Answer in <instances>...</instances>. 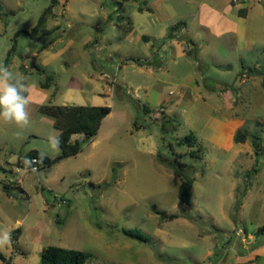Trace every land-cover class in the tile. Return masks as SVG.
Returning <instances> with one entry per match:
<instances>
[{
	"label": "rangeland",
	"instance_id": "rangeland-1",
	"mask_svg": "<svg viewBox=\"0 0 264 264\" xmlns=\"http://www.w3.org/2000/svg\"><path fill=\"white\" fill-rule=\"evenodd\" d=\"M57 1L53 10L59 27L50 36L39 31L32 39L23 31L24 21L37 22L52 0H0V64L29 85L39 86L47 82L46 76L54 75L59 88L56 104H80L77 98L65 100L68 88L82 84L92 93L82 75L114 73L119 56L111 49L98 54L80 47L86 25L63 11L66 2L77 13L89 2ZM151 1L156 0H131L125 7L130 11ZM168 1L189 28L182 40L189 45L182 58L183 82L154 87L134 78L140 85H149V91L113 85L112 93L103 97L112 112L100 134L84 144L78 155L38 173L30 172L25 163L30 151L51 159L62 152L49 143L48 138L59 130L41 114L44 101L31 96L27 128L0 121V201L12 215L6 222L8 229L0 227V239L4 233L9 237L0 244V252L14 264H41L40 254L34 253L37 246L89 253L87 264H219L221 260L220 264H235L234 255L247 253L244 238L249 251L257 250L255 264H264V258H258L264 253V232L259 233L264 227V87L263 76L250 72L264 70V0H239L250 11L243 39L207 34L217 30L219 19L215 12L205 17L202 0ZM220 1L209 0V4L219 11ZM101 4L118 22L113 1ZM17 23L23 25L11 33ZM116 35L125 36L121 31ZM58 38L54 48L61 54L59 61L44 67L29 56ZM161 45L159 41L157 47ZM36 65L46 74L41 75ZM214 120L225 123L217 125L216 131L211 126ZM238 131L244 143L235 142ZM191 134L195 136L192 146L185 143ZM179 174L194 179L191 206L179 198ZM7 180L22 186L25 193L13 189L12 198L2 201ZM154 206L179 218L159 228ZM18 229L19 243L10 237ZM128 230H137L148 241L127 236ZM239 230L242 235H237Z\"/></svg>",
	"mask_w": 264,
	"mask_h": 264
},
{
	"label": "crops",
	"instance_id": "crops-1",
	"mask_svg": "<svg viewBox=\"0 0 264 264\" xmlns=\"http://www.w3.org/2000/svg\"><path fill=\"white\" fill-rule=\"evenodd\" d=\"M101 1L102 0H86V2H89L90 4L86 6L85 10H83L84 12L80 11V13H77L75 9L70 8V3L66 2L67 8L64 9L63 14H70L71 20L84 21L87 34H85L84 40L80 45L81 48L84 50L87 49L90 52L92 51L93 53L111 49L112 53L119 56V63L115 68V72L110 74L102 70L99 73L96 72L97 74L95 72H88L87 75H82L85 85L92 86L94 89L93 92H87L82 84L79 87L71 86L67 90L65 100L72 102L75 98H77V101H80L81 103H68L61 105L56 104L59 94L58 82L54 75H51L54 78V83H52L50 87L44 88L42 86L43 82H40L39 86H34L32 88L31 96L35 94L39 100L44 101L41 102L39 106L40 108L47 104L56 106H107L109 104L106 103V99L103 97L109 92L112 93L113 85V88L116 87L120 90L122 85H127L136 86L137 89L149 91L150 86L159 87L163 85L178 84L184 81L185 68L182 64V58H184L185 54L189 51V45L184 43L182 40L185 34H188L189 28L187 27L185 18L179 14L178 11L173 9L171 3H169L170 1L156 0L145 2L144 7L138 5L135 9L127 11L125 5L131 0H112L115 6V11L118 13V22H115L114 17L109 15L108 9L101 4ZM136 1L137 0H134V2ZM217 1L218 0H214V3L218 4L220 0L218 2ZM220 2L222 4V9L219 11L212 8L211 4H209V0H202L200 4L201 10L205 8V17H208L210 12H215L217 18L219 19V25L216 27L217 30L212 32L207 31V34L210 36L216 34L219 38H224L227 34L236 38L239 37L240 39L245 38L247 35V29H245L244 25L250 18L249 9L246 8L244 2H240L239 0H237V3H235L234 0H221ZM187 4H189L188 0ZM235 9H237V12H235ZM240 11H242V13H240ZM52 12L53 14L51 18L45 25V30L47 32L42 36H50L51 32L59 27L58 24L54 22L57 15L54 13V10ZM82 17H84V19ZM38 21L30 23L25 20L24 24H26V26L23 31L26 34L32 32ZM47 24H50L51 28H49ZM223 24H232L233 28H227V26L225 27ZM20 26H18L17 23L11 33H14V31ZM69 26L73 29L71 22L69 23ZM118 31L125 34L122 39L117 37L116 32ZM111 35H113V40H110ZM32 39H37V36L32 37ZM58 41L59 38L50 41V46L44 44L29 56L36 57L39 61H41V64L44 67H47L55 61H59L61 54L58 51H55L54 48L56 47ZM159 41L162 42V45L157 47V43ZM14 49L15 46L13 45L12 50ZM87 54L86 59H91L90 54L89 56ZM162 56L167 58L161 59ZM29 58L30 57H28L27 60ZM35 68L41 75L46 74V71L40 66L36 65ZM104 75L107 77H104ZM135 77L142 79V81L147 82V84L149 83L150 86L138 84L134 81ZM55 88H57V93L54 95ZM85 100L88 101L87 103L89 104H84ZM45 101H48V103L45 104ZM160 103L161 101L159 104ZM105 119L102 122L98 134H100L102 130ZM223 123L225 122L214 120L213 123H211L212 129L216 130V127L218 129L220 125H223ZM52 124L54 126L53 119ZM82 139L83 137L81 135H76L72 138V143L76 140ZM19 160L20 159H18V161ZM13 189H19L22 193H25L22 186H17L11 180H7V182L3 183V190L6 193V196H1L2 201L7 200L8 197L9 199L12 198L13 194L11 192ZM11 220L12 215L4 209V206L0 201V227H6L8 229L9 226H6V222H10ZM16 223L22 224L23 222L21 220H17ZM14 231L17 230L10 232L11 239ZM20 234L21 232L19 230V233L16 234L17 243H19ZM242 234V230L237 232V235ZM245 234H247V232H245ZM247 236L248 239L252 238V235L250 234ZM242 243L246 244L245 251L247 253L234 255L236 260L235 264H238L240 261H244L246 264H255L254 261L257 257H255V259H253V257L257 253V250H248V241L246 238L242 240ZM18 247L19 244H17L15 248ZM43 249L44 248L37 246L34 253H39L41 255ZM0 255L2 264H14V260H12V258H7L2 252H0ZM259 257L264 258V253H261L258 258ZM211 264H214V262L211 261Z\"/></svg>",
	"mask_w": 264,
	"mask_h": 264
},
{
	"label": "trees",
	"instance_id": "trees-1",
	"mask_svg": "<svg viewBox=\"0 0 264 264\" xmlns=\"http://www.w3.org/2000/svg\"><path fill=\"white\" fill-rule=\"evenodd\" d=\"M58 1L52 0V4L47 8L42 16L40 17L36 27L32 32L27 33L31 37H36L38 32L41 31V34H45V25L47 21L51 18L53 14V5ZM242 13V11H240ZM251 73H260L263 76V87H264V70L250 69ZM46 83H42L44 88L50 87L54 83V78L52 76H46ZM57 93V88H55V93ZM146 112H149L148 109H145ZM41 114L50 117L53 119L54 127L59 130V147L61 148V154L51 159L40 151L32 150L30 151L25 160H28L31 157H38L40 160V170L46 168L47 166H53L67 158L74 157L78 155L84 144L91 142L99 133L103 120L112 112V108L109 106H56L52 104L44 105L40 108ZM76 135H81L82 140H76L72 143V138ZM244 135L238 131L235 136L236 143H244ZM195 141L194 135H189L185 139V143L192 146ZM255 145L258 147L257 143ZM195 156V153H192ZM181 184L179 187V198L182 204L187 206L192 205V188L194 185V179L183 178L179 174ZM6 188V187H5ZM7 189V188H6ZM154 213L159 216V228H162V224L166 221H173L179 218L177 215H168L165 212L156 210L154 206ZM264 232V227L259 230ZM19 233V230L12 233V240L15 241L16 234ZM127 236L132 238L139 239L141 241L147 242L148 238L138 233L137 230H128L125 231ZM1 256V255H0ZM91 259V255L86 252L72 250L67 248H61L56 246H48L43 249L40 255L41 264H87Z\"/></svg>",
	"mask_w": 264,
	"mask_h": 264
},
{
	"label": "clouds",
	"instance_id": "clouds-1",
	"mask_svg": "<svg viewBox=\"0 0 264 264\" xmlns=\"http://www.w3.org/2000/svg\"><path fill=\"white\" fill-rule=\"evenodd\" d=\"M33 87L34 85L26 84L8 66L0 64V121L18 128H27L30 125L31 117L28 109ZM48 139L51 147L58 149L59 137L50 136ZM25 163L31 162L25 161ZM8 239V234L4 233L0 244L6 243Z\"/></svg>",
	"mask_w": 264,
	"mask_h": 264
},
{
	"label": "built area",
	"instance_id": "built-area-1",
	"mask_svg": "<svg viewBox=\"0 0 264 264\" xmlns=\"http://www.w3.org/2000/svg\"><path fill=\"white\" fill-rule=\"evenodd\" d=\"M234 2L237 3V0H234ZM104 77H107V76L104 75ZM27 161L31 162V163L27 164L30 172L38 173L40 171V165H39L40 160L38 157H31ZM63 203L65 204L66 201H63ZM208 264H211V263H208Z\"/></svg>",
	"mask_w": 264,
	"mask_h": 264
}]
</instances>
